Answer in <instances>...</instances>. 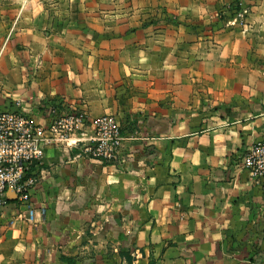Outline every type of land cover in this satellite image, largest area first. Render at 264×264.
<instances>
[{
  "label": "crops",
  "instance_id": "1",
  "mask_svg": "<svg viewBox=\"0 0 264 264\" xmlns=\"http://www.w3.org/2000/svg\"><path fill=\"white\" fill-rule=\"evenodd\" d=\"M73 109L116 118L119 159L77 156L88 124L48 143L0 264H264V0H0V111Z\"/></svg>",
  "mask_w": 264,
  "mask_h": 264
},
{
  "label": "built area",
  "instance_id": "2",
  "mask_svg": "<svg viewBox=\"0 0 264 264\" xmlns=\"http://www.w3.org/2000/svg\"><path fill=\"white\" fill-rule=\"evenodd\" d=\"M248 13L247 7L240 6L224 24L246 27ZM52 113L49 123L42 126L21 111H0V207L6 204L8 191L20 204L28 206L31 190L40 180L34 170L44 158L45 146L51 142L67 144L85 124L90 125L93 133L77 156L107 163L118 161L123 136L113 115L89 118L85 112L74 109L62 115ZM241 163L249 180L264 192V140L253 143Z\"/></svg>",
  "mask_w": 264,
  "mask_h": 264
},
{
  "label": "trees",
  "instance_id": "3",
  "mask_svg": "<svg viewBox=\"0 0 264 264\" xmlns=\"http://www.w3.org/2000/svg\"><path fill=\"white\" fill-rule=\"evenodd\" d=\"M239 7L240 6L237 3L236 5H234L233 7L230 8L231 9V12L230 13H232L233 10H237Z\"/></svg>",
  "mask_w": 264,
  "mask_h": 264
},
{
  "label": "rangeland",
  "instance_id": "4",
  "mask_svg": "<svg viewBox=\"0 0 264 264\" xmlns=\"http://www.w3.org/2000/svg\"><path fill=\"white\" fill-rule=\"evenodd\" d=\"M247 27V26H246Z\"/></svg>",
  "mask_w": 264,
  "mask_h": 264
}]
</instances>
